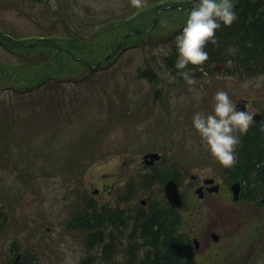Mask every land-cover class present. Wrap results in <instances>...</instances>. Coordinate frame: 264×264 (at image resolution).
<instances>
[{
  "label": "rangeland",
  "instance_id": "1",
  "mask_svg": "<svg viewBox=\"0 0 264 264\" xmlns=\"http://www.w3.org/2000/svg\"><path fill=\"white\" fill-rule=\"evenodd\" d=\"M133 8L131 0H0L3 31L23 36L17 44L0 33V264H13L17 251L24 264L32 260V252L38 264H77L83 256L81 242L72 237L80 234L68 227L77 213L76 203L80 206L90 197L101 204L112 202L119 190L116 187L111 196L94 194L99 172L111 173L116 181L123 170L141 172L129 159L154 150L163 151L164 159H183L185 166H211L215 158L192 127L193 112L211 111L219 89L228 91L235 103L240 95L264 93V60H236L239 55L230 56L224 49L232 38L241 42L240 31L231 29L233 36L223 33L236 21L218 29V42L208 44L229 55L228 66L237 69L210 77L193 75L194 84L185 79L179 84L182 75L172 71L161 49L171 52L174 39L169 37L182 28L189 8L170 11L171 17L165 12L153 37L146 36L143 44L134 42L108 62L111 48L104 50L105 39L89 35ZM153 18L154 12L135 23L149 28ZM126 30L117 31L115 44ZM34 34L59 40L24 43L29 40L25 36ZM68 37L74 40H65ZM79 61L81 68L68 72ZM98 61L103 65L95 71L85 67ZM139 67H148L154 82L139 78ZM88 70L91 73L84 77ZM245 81L252 84L245 88ZM36 82L42 83L30 87ZM154 89L170 93L155 100ZM197 91L204 93L199 102ZM21 152L24 158L11 159L20 158ZM153 193L162 195L159 185ZM194 194H187L189 213L203 206L199 217L212 224L209 236L212 230L221 235L222 251H229L231 242L264 236L255 214L231 208L230 196L200 201ZM147 195L140 192L143 198ZM41 244L45 251L39 250ZM254 264H264V249Z\"/></svg>",
  "mask_w": 264,
  "mask_h": 264
},
{
  "label": "flooded vegetation",
  "instance_id": "2",
  "mask_svg": "<svg viewBox=\"0 0 264 264\" xmlns=\"http://www.w3.org/2000/svg\"><path fill=\"white\" fill-rule=\"evenodd\" d=\"M239 101L244 104L242 108L254 111L255 117L236 147L237 158L232 167H225L216 159L211 166L193 163L190 167L184 165L183 159H130L133 166L143 170H123L117 181L111 173H101L94 193L111 196L116 187L119 190L112 202L101 204L91 198L93 206H77L82 211L89 210L86 218L91 220L87 228L74 230L86 232L72 237V241L83 244V256L77 264H254L257 253L264 249V236L231 242L230 250L222 251L221 235H212V230L209 236L212 224H205L199 217L205 211L203 206L189 213L187 195L201 191V201L212 195L226 200L224 196L231 195V208L250 210L264 228V93L240 95L236 103ZM205 160L210 159L199 162ZM153 161L152 165L146 164ZM152 177L177 183L183 200L180 208L165 202L164 182L146 184ZM157 185L165 197L153 193ZM142 190L148 193L147 199L140 196ZM155 196L158 198L153 199ZM173 219L176 220L171 224ZM45 249L44 244L39 246V250ZM237 256L238 261H233Z\"/></svg>",
  "mask_w": 264,
  "mask_h": 264
},
{
  "label": "clouds",
  "instance_id": "3",
  "mask_svg": "<svg viewBox=\"0 0 264 264\" xmlns=\"http://www.w3.org/2000/svg\"><path fill=\"white\" fill-rule=\"evenodd\" d=\"M134 7L144 6V0H131ZM182 28L174 35L176 47L175 67L189 84L194 78L189 74V65L203 66L209 59L208 43L218 42L217 30L222 26H231L238 20V12L233 0H193L192 6L184 13ZM164 51L165 55L168 52ZM228 52L235 54L238 49L229 47ZM232 63L231 60L228 61ZM183 70V71H179ZM252 81H245L247 88ZM255 87L260 84L256 83ZM204 93L197 91L199 102ZM211 111H195L191 117L193 129L199 134L201 142L210 154L223 166L232 167L236 163V147L241 137L247 134L254 122L255 112L247 108H239L228 91L219 89L213 96Z\"/></svg>",
  "mask_w": 264,
  "mask_h": 264
},
{
  "label": "trees",
  "instance_id": "4",
  "mask_svg": "<svg viewBox=\"0 0 264 264\" xmlns=\"http://www.w3.org/2000/svg\"><path fill=\"white\" fill-rule=\"evenodd\" d=\"M235 8L238 12V20H236L235 25L227 28H223V33L229 32L231 36L236 35V33H231V29L235 30L236 32L240 31V39L241 42L235 41L232 38V42L225 46V50L231 46L236 47L238 51L236 52L239 57L236 59H241L244 62H249L250 60H254L255 58H262L264 57V0H234L233 1ZM179 7L173 6L171 9L164 10L165 12H170L173 10H177ZM188 8V6H183V9ZM167 12V13H168ZM133 23H128L126 25H119V26H111L105 27L102 29H98L94 34L90 37L95 39H105L104 50L109 47L115 45L113 40L115 39L114 36H117L118 29L130 28L132 27ZM4 37V33L0 32ZM98 35V37H96ZM73 37L68 39V41L72 40ZM74 40V39H73ZM40 42H55L56 40L51 39H39L34 40ZM15 43L21 44L22 42L16 41ZM25 43V42H24ZM211 48L210 60H220V61H227L226 57L234 56L230 52L229 55H223V50L214 49V46L208 44ZM87 62V61H86ZM83 64L79 61L76 66H72L68 68V72H76L81 68ZM264 70V66L261 67Z\"/></svg>",
  "mask_w": 264,
  "mask_h": 264
},
{
  "label": "water",
  "instance_id": "5",
  "mask_svg": "<svg viewBox=\"0 0 264 264\" xmlns=\"http://www.w3.org/2000/svg\"><path fill=\"white\" fill-rule=\"evenodd\" d=\"M222 67H223L222 64H218V65H217V68H222ZM151 156H152L151 154L146 155V157H151ZM172 182H173V181L169 182V183L167 184V187H168L169 185H171ZM173 183H174V182H173ZM173 187H175V190H173V191L168 195V197L170 198L171 203L175 202V203H173V205H176V204H177V205H181V198H180V195H179V193H178V191H177V186L175 185V183H174ZM77 224H84V222L82 221V222H79V223H77Z\"/></svg>",
  "mask_w": 264,
  "mask_h": 264
}]
</instances>
